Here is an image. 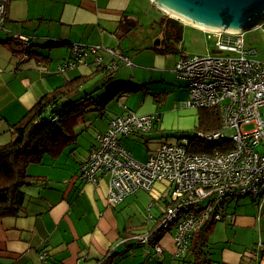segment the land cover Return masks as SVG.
<instances>
[{"label": "crops", "instance_id": "1", "mask_svg": "<svg viewBox=\"0 0 264 264\" xmlns=\"http://www.w3.org/2000/svg\"><path fill=\"white\" fill-rule=\"evenodd\" d=\"M163 13L151 0H7L5 27L29 36L33 55L28 58L19 55L23 46L16 40L0 42V136L5 134L10 138L6 131L8 125L18 120L42 95L69 80L91 74L78 88L81 96L96 88H99L96 93H100L112 81L146 84L122 96L127 101L132 97L135 112L156 113L161 121L166 94L176 89L168 87L161 67L172 71L179 56L153 48L163 38ZM5 38V32L0 30V39ZM74 43L100 45L101 64L89 54L75 66L60 69L70 61V46ZM118 54L130 60V65H125L129 74L122 72L114 80L122 64L114 68L110 65L119 63ZM86 83L89 84L84 87ZM183 91L181 97L187 94L185 84ZM108 104L102 115L91 112L84 116L82 124L76 127V143L65 148L62 154L56 158L45 155L41 163L27 167V172L38 180L24 187V208L20 214L0 217V264H100L98 259L111 250L118 254L112 264H121L129 256L134 264L164 262L165 253L169 254L172 247L171 237L162 238V255H156L140 243L124 240L131 234L141 235L153 229L150 223L135 228L119 214L118 210L130 203L133 194L118 204H111L107 200L105 178L93 184L78 176L80 163L96 146V134L106 129L111 117L121 113L111 114ZM158 121L151 131L156 130ZM86 131L90 132L91 139L81 144ZM141 136L136 133L123 137L121 142L123 145L127 140L139 142ZM144 141L141 142L146 146ZM154 186L161 193L162 183ZM158 205L155 215L161 212ZM249 255L243 258L235 250L224 249L220 260L212 264H264L253 253Z\"/></svg>", "mask_w": 264, "mask_h": 264}, {"label": "built area", "instance_id": "2", "mask_svg": "<svg viewBox=\"0 0 264 264\" xmlns=\"http://www.w3.org/2000/svg\"><path fill=\"white\" fill-rule=\"evenodd\" d=\"M6 2L0 0V30L27 47L29 36L5 27ZM258 26L264 30V21ZM206 32L215 35V46L227 54H186L175 61L172 70L176 79L185 82V107L219 111V129L197 136L208 141L227 139L231 145L224 151L196 153L188 149L187 138L181 137L175 142H161L154 153L138 161L121 139L148 132L159 116L126 107L109 119L105 130L96 134L95 148L78 168L79 177L85 181L96 184L102 178L107 180V200L111 204H118L139 190L149 192L156 183H162L161 197L171 198L173 205L166 207L160 225L173 223L177 244L182 245L187 240L185 233L212 209H216L214 218L219 219L224 198L264 195V63L251 58L255 50L244 48L243 32ZM70 47L71 59L60 69L75 66L89 54L96 63L101 62L100 45L74 43ZM117 56L122 64L130 65L125 55ZM22 57L26 58V54ZM116 66L113 63L110 68ZM244 125L251 128L243 130ZM147 220L151 222L153 217L148 214ZM147 236L129 238H139L143 243ZM156 250L160 248L157 246Z\"/></svg>", "mask_w": 264, "mask_h": 264}, {"label": "trees", "instance_id": "3", "mask_svg": "<svg viewBox=\"0 0 264 264\" xmlns=\"http://www.w3.org/2000/svg\"><path fill=\"white\" fill-rule=\"evenodd\" d=\"M161 17L164 24L163 38L160 40L159 46L153 47L154 50L161 53H178V58L185 56L186 53H183L182 49L179 48V43L182 40L183 22L165 13ZM210 34L208 33L207 35L209 36ZM5 36V39H0L1 43L16 40L10 34H5ZM224 37L226 36L224 35ZM17 43L19 44V41ZM50 44H54V42L51 41ZM31 47L32 43L30 40V45L27 47L23 46L22 50L19 51V55L26 54V58L31 57L33 55ZM97 64L100 65L101 62ZM92 76L93 74L76 77L53 88L42 95L18 120L8 125L6 131L9 133L10 138L7 141L0 142V217L17 216L23 211L24 187L32 185L38 180L37 177L27 172V167L31 164L41 163L45 155L56 158L62 154L65 148L76 143L78 138L76 127L82 124L86 114L96 112L102 115L106 105L115 97L140 90L143 85L147 86L146 84L140 86L130 80L112 81L105 85L100 93H96L99 89L96 88L90 92L83 93L81 96L79 94V86ZM52 108H56V111L50 112ZM198 110L197 124L195 125L197 131L180 135L175 141H178L181 137H186L188 140L187 146L191 152L212 153L215 150L224 151L231 145L229 140L220 141L213 139L208 141L197 136L198 133H208L219 129L220 116L218 109L206 108L202 110V108H198ZM155 123L148 132L153 129ZM140 134L144 135V133ZM144 142H147L146 139ZM259 196V200L263 201L262 197L264 195L262 197ZM158 198L162 203L158 205L160 202H157V205L161 207V212L155 215L150 213V208L147 210V213L153 217V221L148 222L147 220V223H150L153 229L141 235L131 234L128 236L148 235L146 241L142 243L139 238L126 239L127 237L124 240L140 243L142 246L151 249L156 255H162L164 249L161 240L164 235H167L171 237L172 247L169 251L172 259L188 260L187 262L191 264H212V259L206 249L208 235L216 221L226 219V208L233 200H237L239 197L229 196L224 198L221 202L222 211L219 219L214 218L216 209H212L203 221L187 232L188 234L185 233L184 238L186 237L187 240L185 239L186 242L183 245L180 242L177 244L176 226L173 223L167 226L160 225V221L165 215L166 207L173 205L172 199L169 197ZM156 201L154 198L151 200L152 206ZM157 246L160 251L156 250ZM252 253L256 258L264 261V241L261 240L260 243H256ZM117 255L111 250L98 261L100 264H112ZM87 263L94 264L91 262Z\"/></svg>", "mask_w": 264, "mask_h": 264}, {"label": "rangeland", "instance_id": "4", "mask_svg": "<svg viewBox=\"0 0 264 264\" xmlns=\"http://www.w3.org/2000/svg\"><path fill=\"white\" fill-rule=\"evenodd\" d=\"M204 31L198 30L192 26H188L187 24L183 25L182 40L179 43V48L182 49L183 53L200 54L203 56L227 54L226 51L218 50L216 48L215 35L210 34L208 36V33ZM242 39L244 40V48L246 50H255V53L251 55V58L264 63L263 28L261 26H257L244 31L242 33ZM118 62L119 63L115 61L113 63H116L117 65L122 64L120 60ZM161 68L165 78L169 82V84H167L168 87H175L176 89L175 92H169L166 94V100L164 107L162 108L163 119L158 121L159 123L156 127V130L148 132L139 137V142L133 143L129 139L130 141L127 140V143H125L124 147H126L131 152L132 158L138 161L144 160L147 154L149 155V153H154L161 142H175L176 138L180 135H183L187 132L195 133V131H197L195 129L198 117V112H196L197 108L185 107L184 101L187 99L188 95L186 94L185 97H181L185 82H175L176 80H179L175 78L173 70L171 71V69L168 67H166V69L164 67ZM122 72H127V74H129V68L125 67L124 64L120 66L119 72L117 73L114 80H117V76ZM153 73L156 74L157 70H154ZM176 83H180V85L175 86ZM88 84L89 83H86L84 87H86ZM83 92L84 91H82V93ZM138 95L141 97L140 93H138ZM132 101V97L129 99V101H127L125 96L114 98L108 104V111L111 114L120 113V111L124 112L127 106L132 108L130 109L127 107V109L133 110L135 107L132 105ZM206 108L207 107L202 108V110H205ZM250 128L251 127L248 125H244L242 127L243 130H248ZM232 131L233 130H230V132ZM90 135L91 134L88 131L83 132L82 143H80H87V141L91 139ZM4 137L5 134L0 136V142L7 141L9 139ZM144 139L147 141L146 146L141 142ZM160 195L161 193L155 189V186L149 192L139 190L130 196V203L126 206H122L118 212L119 214L123 215L128 224L140 229L141 226L148 225L147 208L153 198L157 201L153 206L150 207V213L155 214L159 210L157 207V202H161L158 198L161 197ZM226 215L227 216L225 220L215 222L208 235V245L206 249L212 259V263L213 261L220 260L222 251L224 249L235 250L243 254V258H249V253L252 254L253 248L256 247V243L261 240L264 241V198L262 204L261 202L259 203V198L256 196L248 195L239 197L237 200H233V202L228 205L226 208ZM233 219H237V222H235ZM170 254V251L169 254L165 253L163 259L164 262L159 264H191L187 262L188 260L182 262L181 259H172ZM126 259L128 260L122 261L121 264L135 263L134 259H132L130 256ZM148 264H157V262L150 261Z\"/></svg>", "mask_w": 264, "mask_h": 264}, {"label": "water", "instance_id": "5", "mask_svg": "<svg viewBox=\"0 0 264 264\" xmlns=\"http://www.w3.org/2000/svg\"><path fill=\"white\" fill-rule=\"evenodd\" d=\"M165 14L212 32H244L264 21V0H151ZM209 31V30H207ZM56 108L50 109V112Z\"/></svg>", "mask_w": 264, "mask_h": 264}, {"label": "bare ground", "instance_id": "6", "mask_svg": "<svg viewBox=\"0 0 264 264\" xmlns=\"http://www.w3.org/2000/svg\"><path fill=\"white\" fill-rule=\"evenodd\" d=\"M183 20H185L184 23H188V24L193 25V26H195V27H198V28L204 29L205 31H207V30H209V31L218 30V29L204 28L203 26H200V25H198L197 23H194L193 21L191 22V21H189L188 19H183ZM217 32H218V31H217Z\"/></svg>", "mask_w": 264, "mask_h": 264}]
</instances>
